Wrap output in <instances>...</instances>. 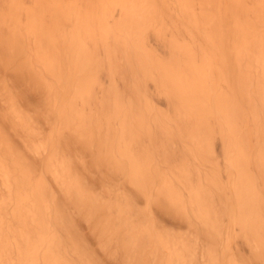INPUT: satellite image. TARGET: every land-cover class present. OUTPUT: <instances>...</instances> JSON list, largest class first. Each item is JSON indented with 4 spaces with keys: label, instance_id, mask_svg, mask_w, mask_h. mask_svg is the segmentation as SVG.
I'll use <instances>...</instances> for the list:
<instances>
[{
    "label": "bare ground",
    "instance_id": "6f19581e",
    "mask_svg": "<svg viewBox=\"0 0 264 264\" xmlns=\"http://www.w3.org/2000/svg\"><path fill=\"white\" fill-rule=\"evenodd\" d=\"M0 264H264V0H0Z\"/></svg>",
    "mask_w": 264,
    "mask_h": 264
}]
</instances>
